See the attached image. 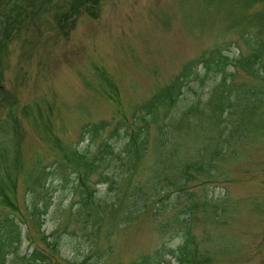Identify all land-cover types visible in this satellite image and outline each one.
Returning a JSON list of instances; mask_svg holds the SVG:
<instances>
[{
  "label": "rangeland",
  "instance_id": "1",
  "mask_svg": "<svg viewBox=\"0 0 264 264\" xmlns=\"http://www.w3.org/2000/svg\"><path fill=\"white\" fill-rule=\"evenodd\" d=\"M47 1L50 8L33 11L31 29L10 46L5 61L6 89L15 94L20 109L41 106L50 117L53 138L63 146L88 150L91 156L97 147L84 142L85 127L105 122L107 132H111L117 112L103 92L97 68L117 84L123 112L130 116L134 105L147 101L205 52L219 47L223 52L243 55L248 50L242 33L264 39V0H104L96 18L79 15L67 34L60 30L56 17L71 0H45L39 8ZM224 72L233 73L236 85L251 83V77L242 71L203 69L184 88L181 104L193 106L211 97L214 101L212 91ZM23 127L24 169L17 188L23 214L18 215L24 235L21 255L34 249L30 234L41 247L40 238L58 237L65 264L85 260L91 264H128L180 243L174 232L161 236L155 230L151 221L157 209L154 203L149 205L148 214L128 219L131 189L141 184L147 192L151 187L147 184L152 158L131 180L109 185L100 182L98 174L91 177L86 191L96 188L97 198L109 205L110 213L100 215L93 204L88 205L89 210L83 209L81 202L87 192L83 193L72 174L55 173L44 181L47 189L35 187L33 191L28 181L26 184L39 163L40 170L52 166L62 161L63 153L31 122L23 120ZM246 136L244 146L233 145L228 152L236 154L222 164L224 178L207 176L202 178L204 182L188 184L199 200L204 201L207 194L211 203L226 201L227 212L221 218L199 221L194 229L197 241H205L213 253V264H264V128L251 127ZM181 142L182 153L195 154L200 145V140L186 137ZM115 146L120 149L117 153L122 151L121 141ZM33 206L46 210L41 219L33 221L28 216ZM6 213L0 208V216ZM160 222L168 224L166 217ZM168 261L178 264L171 256Z\"/></svg>",
  "mask_w": 264,
  "mask_h": 264
},
{
  "label": "trees",
  "instance_id": "2",
  "mask_svg": "<svg viewBox=\"0 0 264 264\" xmlns=\"http://www.w3.org/2000/svg\"><path fill=\"white\" fill-rule=\"evenodd\" d=\"M44 1L0 0V208L7 211L0 216V264H65L60 239L53 235L40 238L41 247L30 234L34 249L29 255H21L24 235L22 217L18 215L23 214L17 200V188L24 169L23 120L31 122L63 153L62 161L57 160L52 166L40 170L39 163L37 170L27 176L26 184L28 181L33 191L35 187L47 189L44 181L55 173L64 171L72 174L77 177V185L83 193L87 192V197L81 202L83 209L89 210L88 205L93 204L100 215L110 213L109 205L97 198L96 188L86 191L91 177L98 174L99 181L109 185L120 179L131 180L144 162L153 159L147 184L151 187L147 192L142 191L141 184L131 189L128 219L137 220L141 215L148 214L149 205L154 203L157 209L151 215V221L155 223V230L161 236L172 231L181 241L176 247L156 250L128 264H170V256L178 264H213V253L205 247V241H197L194 229L199 221L205 223L221 218L227 212L226 201L212 200L211 203L207 194L204 201L199 200L196 193L189 190L188 184L204 182L202 178L207 176V179L224 178L221 166L227 157L234 159L231 155L236 154L234 150L228 154L231 147L247 143L249 128H264V39L242 33L241 38L248 50L243 55L235 56V53L223 52L219 47L209 54L205 52L197 63L186 64L180 74L159 88L147 101L134 105L130 116L123 112L117 84L101 68H97L101 87L105 89L103 92L117 112L111 132H107L108 124L105 122L85 127L84 142L97 147V152L91 156L88 150L63 146L58 138H53L50 117L43 113L41 106L35 104L20 109L15 94L6 89L5 61L10 46L31 29L33 11L50 8V1L39 8ZM103 1L71 0L64 4L65 10L56 17L60 30L67 34L75 26L79 15L96 18ZM221 68L242 71L251 77V83L236 85L232 80L233 73L227 75L224 72V77L212 91L216 96L214 101L211 97L193 106L181 104L183 90L193 77L203 69ZM183 137L200 140L195 154L189 151L182 153ZM119 141L122 151L117 153L120 149L114 145ZM103 167L107 170L102 171ZM45 212L33 206L28 216L34 221V218L41 219ZM164 217L168 224L160 222ZM37 224L41 225L40 222ZM10 257H13L12 260ZM80 264L91 263L85 260Z\"/></svg>",
  "mask_w": 264,
  "mask_h": 264
}]
</instances>
